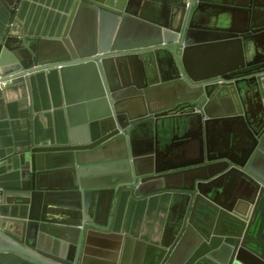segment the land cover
Instances as JSON below:
<instances>
[{
    "label": "water",
    "instance_id": "95a60500",
    "mask_svg": "<svg viewBox=\"0 0 264 264\" xmlns=\"http://www.w3.org/2000/svg\"><path fill=\"white\" fill-rule=\"evenodd\" d=\"M0 2L11 24L17 6ZM208 48L235 54L195 66ZM50 68L68 141L32 143L19 186L0 190V264H87L126 193L181 198L155 264H264V0H74L60 38L0 40V80ZM61 174L66 210L51 199Z\"/></svg>",
    "mask_w": 264,
    "mask_h": 264
},
{
    "label": "crops",
    "instance_id": "0c3cea01",
    "mask_svg": "<svg viewBox=\"0 0 264 264\" xmlns=\"http://www.w3.org/2000/svg\"><path fill=\"white\" fill-rule=\"evenodd\" d=\"M16 5L12 23L0 2V40L6 35L22 36L31 41L54 40L62 35L74 0H4ZM86 20L78 29L84 32ZM83 30V31H82ZM235 50L208 48L196 51L192 63L209 65L224 55L234 57ZM69 127L61 76L58 68L31 73L24 82L14 81L0 91V190L21 183L20 155L37 146H60L68 141ZM55 208L68 209L69 178L53 177ZM180 196L160 193L135 199L122 196L109 233H92L83 246L87 264H155L162 260L179 231L185 210Z\"/></svg>",
    "mask_w": 264,
    "mask_h": 264
},
{
    "label": "built area",
    "instance_id": "2783aa9c",
    "mask_svg": "<svg viewBox=\"0 0 264 264\" xmlns=\"http://www.w3.org/2000/svg\"><path fill=\"white\" fill-rule=\"evenodd\" d=\"M12 83V80H0V91H3L6 87H8V85Z\"/></svg>",
    "mask_w": 264,
    "mask_h": 264
}]
</instances>
